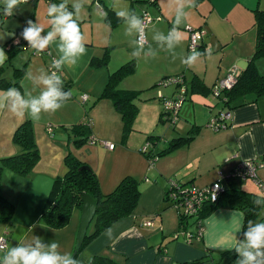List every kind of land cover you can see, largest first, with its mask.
I'll use <instances>...</instances> for the list:
<instances>
[{"label":"crops","instance_id":"0c3cea01","mask_svg":"<svg viewBox=\"0 0 264 264\" xmlns=\"http://www.w3.org/2000/svg\"><path fill=\"white\" fill-rule=\"evenodd\" d=\"M68 1L71 3L72 0ZM141 3L154 8L155 12L150 11L149 8L144 9L153 17L163 18L162 21L148 28V44L139 55L140 59L143 57L161 59L156 64L159 66L158 70L153 71L151 67L144 74L141 71L139 58H133L123 64L119 62L113 66L109 60L107 66L96 68L95 70H99L97 72L100 70L101 72L92 73L90 83L80 89L73 86L75 78L69 72V66H65L67 68L66 73L64 72L65 77L62 76L61 79L70 85L71 98L64 102L65 106L55 113L42 112L39 119H33L27 112L19 117L9 111L10 102L3 100L6 90L0 89V101L6 105L0 109V160L19 153L20 149L14 144L13 136L17 128L27 120L33 123L41 154L39 163L26 177L28 184L25 191H32L31 196L35 197H33L34 202L31 203L33 210L22 212L25 222L23 233L19 235L14 230L18 227L14 218L9 224L0 223V236L8 233V248L0 254L1 262L9 248L16 247L18 244L35 246L33 237H39L45 245L53 241L58 242L59 247L56 251L61 255L73 254L82 210H74L78 216L74 221L73 213L71 224L69 223L64 229L68 234L66 238L57 231L60 229L48 227L41 218L55 179L64 177L69 170L66 163L69 154L95 171L104 194L113 192L128 176L140 182L141 191L134 214L114 223L90 241L76 257L79 264H88L96 255L111 257L119 264H191L198 261H202V264H235L238 260H233L231 255L228 258L220 256L226 251H234L236 240H241L245 216L242 211L227 207L214 210L204 220L203 239L194 240L192 244H188L182 237L173 238L180 228V219L177 210L169 207L165 202V194L171 179L205 188L219 180V171L229 175L243 161L264 159V97L257 99L250 94L232 103L230 107H224L219 100L216 101L211 97L212 88L218 79L243 63H247L248 67L255 53L257 40L254 11H264V0H203L199 2L196 0H138L134 6H131L130 15L135 14L141 17L142 14L138 15L136 10ZM1 7L3 8L4 5H0ZM107 9L118 12L113 6L106 7ZM18 13H14L13 16L18 18L22 16L20 11ZM2 14L1 11L0 15ZM4 18L0 27L4 25ZM103 20L111 26L105 21V15ZM17 21L14 19L15 26ZM122 23L115 27L111 26V30L116 31ZM187 26L204 29L207 33L202 44L204 47L196 55L188 54L189 34L185 29ZM12 29L14 27L10 26L8 32ZM133 30L137 35V31ZM174 30L181 34V39L178 42L174 41L169 47L167 40L160 37L166 38ZM12 32L11 38L8 35L4 40H0V47L4 48L7 56L8 49L14 48L10 45L14 37L19 38V31ZM18 41L25 40L18 39ZM86 45L92 44L88 42ZM107 48L109 46L95 52L93 54L95 56L88 54L86 63L89 71L94 69L90 60L92 61L94 57L101 58ZM109 49L110 52L113 51L111 46ZM47 50L56 56L58 54L59 58L60 54L53 52L57 50L53 42L43 51L45 53L43 58L29 57L23 65L25 58L19 60L18 52L11 65L5 67L3 76L9 81H14V69L26 67L25 75L20 82L21 94L26 100L28 98L25 95L23 79L27 73V66L30 63L28 71L33 69L37 79L41 75H48ZM190 56H196V59L189 64L187 61ZM7 60L0 67L6 65ZM126 64H132L134 72L125 77L118 84L117 89L141 92L136 105L138 114L140 110L143 112L141 120H143L144 128L140 130L132 125V130L125 139L124 123L120 112L111 99L102 98V95L109 76ZM256 65L259 72L264 75V61L258 60ZM138 72H141L140 75H137ZM177 75H184L186 83L188 79L190 80L187 84L188 89L191 90L193 80L197 79L209 92L204 95L189 91L188 98L179 113L176 127L170 126L166 130H161L158 126L168 122H161L164 108L159 95L171 98L176 89L174 86L160 85V82L166 77ZM133 78L132 86L128 81ZM36 83L42 92L43 86ZM84 94H87L89 99L82 105L81 97ZM91 95L94 96V100L87 107L91 101ZM73 98L76 100L73 101ZM222 109L229 110L232 118L228 128L215 132L208 128L207 124ZM86 117L93 121V125L90 124L92 135L97 139L98 144L86 143L80 148L75 142L80 136L72 131V127L86 123ZM49 125L53 126V134L48 132ZM194 129H199V133L189 145L158 158L152 165L141 152L149 137L158 138L155 148V153H158L165 150L171 140L187 137ZM136 130L141 133L138 139L132 133ZM63 132L68 135V138ZM102 139L115 144V149L110 150L99 144ZM105 157L121 158V160L119 164L107 165ZM256 174L259 182L264 184V168L257 169ZM5 175L7 178L4 177ZM19 178L18 174L14 175L8 169L4 170L1 191H19L14 190V185ZM242 188L247 192L263 195L260 192V186L249 179L242 181ZM20 191L23 190L20 189ZM19 216L21 212L17 211L15 218ZM152 218L155 220V226L153 228L144 226V222ZM33 225H35L34 228ZM17 230L19 231L20 227ZM57 236L63 239L60 240Z\"/></svg>","mask_w":264,"mask_h":264},{"label":"trees","instance_id":"16d2710c","mask_svg":"<svg viewBox=\"0 0 264 264\" xmlns=\"http://www.w3.org/2000/svg\"><path fill=\"white\" fill-rule=\"evenodd\" d=\"M49 1L50 3L54 4L55 2H59L58 0ZM130 1L134 6L138 0ZM196 1L199 2L203 0ZM68 10L71 9L68 7ZM104 11L105 21L110 23L112 27H115L117 24L124 21L119 19L117 13L112 9H107ZM254 16L257 31L255 53L248 67L245 70L240 71L238 82L235 84V86L230 90H224L221 96L217 98L221 103L223 99L226 100L224 103H222L224 107H230L232 103L250 94L254 95L257 99L264 97V75L259 72L256 65L258 60L264 59V11L255 10ZM1 24L2 20H0V25ZM16 38L17 37H14L13 40ZM26 46H28L27 42L21 41L19 44H16L14 48L8 49V60L6 65L0 67V89L7 90L10 87H16L22 91L20 82L26 72L25 66L19 69H14V81L7 80L3 76V73L5 71V67L11 65L14 56L19 51L26 48ZM203 47L204 45L201 46L199 52ZM110 56V51L107 50L101 58L94 57L91 61V65L95 68L106 66L110 60ZM49 71L51 74L53 73L51 66H49ZM133 72L134 67L132 64H126L120 67L117 71L109 76V80L102 95V98L111 99L117 110L120 112L124 123L125 139L132 130V125L138 115L139 110L136 105V100L140 97L141 92L120 91L117 89V86L125 77L130 76ZM69 86L70 85L68 83L63 81L64 92L70 91ZM189 91L192 93L198 92L204 95H207L209 92V90L205 88L204 85H202V83L197 79L193 80L191 90L188 89V92ZM161 122L169 123L168 117L164 110L161 115ZM169 125L173 128L176 127L170 123ZM91 127L92 126L90 123H81L72 127V131L76 133V135L80 136V138L75 141L78 147L90 142L91 138H95L92 135ZM198 133L199 129H194L187 137H178L171 140L165 150L155 153V149H153L151 153L144 155L148 158V160H157L162 156L170 154L176 149L189 145L195 139ZM51 134H53V132ZM148 141H152L157 146L158 138L149 137L146 142ZM13 142L20 149L19 153L17 155L0 160V223L6 224L11 223L14 218L15 205L5 198L1 192L2 176L4 170L8 169L12 172H15V174L28 176L33 172L34 168L41 159L32 121L27 120L17 128L13 136ZM261 161H264V159H261ZM66 163L69 167V170L64 177L55 179L41 218L48 227L52 229H62L70 223L75 209L82 210L84 193L90 195L92 198H94V200H96V216L88 230L87 237L82 248L75 252L73 259H76V257L86 248L90 241L98 237L106 229L110 228L114 223L134 214L141 197V191L139 188L140 182L134 177L128 176L120 182L113 192L104 194L101 191L97 174L89 165L78 160L71 154L67 156ZM86 166L88 169L84 168ZM177 182L181 188H184L186 185L189 186V183L187 182H182L179 180H177ZM221 183L224 185V192L221 193L216 202H204L201 209H199L198 214L196 215L197 217L192 218L194 222L190 223L191 219H188L189 217L185 215L183 210L178 211L180 228L173 235L174 239H176V235L178 233L185 232L191 233L193 238L196 237L198 234L197 224L201 221L203 224L204 220L212 212H214V210L220 207L236 209L244 213L245 216L241 240L244 238L243 232L246 231L249 220L254 222H264V204L258 206L254 203L256 200L264 201V194L259 195L243 190L242 180L240 179H225ZM170 191H172V188L169 186V189L165 194V202L169 207H173L172 203H170L168 200V193H170ZM202 239L203 235L199 240ZM230 255L233 257V260L240 259L235 251H226L222 253L220 257L228 258L231 257ZM88 264L119 263L111 257L96 255ZM191 264H202V261Z\"/></svg>","mask_w":264,"mask_h":264},{"label":"clouds","instance_id":"9594fccd","mask_svg":"<svg viewBox=\"0 0 264 264\" xmlns=\"http://www.w3.org/2000/svg\"><path fill=\"white\" fill-rule=\"evenodd\" d=\"M3 14L13 16L15 10L20 4L27 3L28 0H3ZM73 10H68V0H62L60 4L50 3L47 8V16L51 30L42 35L44 28L32 20H27L21 36L27 42L29 48L36 50L37 53L45 49L59 38L58 51L59 58L53 60L52 66L58 71L65 66H74L78 60L86 54L85 37L81 32L78 23L81 12L84 11V5L80 0L72 5ZM119 19L125 20L130 29H135L138 33H143V21L135 15L129 14L127 9H121L117 12ZM4 37H0V40ZM166 39L169 47L173 42L181 39L178 31H172ZM8 56L3 47H0V65H2ZM196 56H190L187 63H192ZM26 78L34 83L38 82L44 90L38 97L25 99L21 91L16 87H10L6 90L3 100L11 104V111L16 116L22 117L25 112L33 119H39L40 114L55 113L65 106L64 102L71 98V91H63V81L59 75H41L38 78L33 77L30 72L26 73ZM6 105L0 101V109ZM258 206L264 204L262 200L254 202ZM35 225H33V228ZM31 229V228H30ZM243 240H236L234 251L240 257L235 264H264V222H254L249 220L247 229L243 232ZM32 244H18L16 247L9 248L0 264H79L77 259H73L72 254L61 255L56 250L59 243L53 241L45 245L39 237H33ZM47 249V250H45Z\"/></svg>","mask_w":264,"mask_h":264},{"label":"rangeland","instance_id":"374dc122","mask_svg":"<svg viewBox=\"0 0 264 264\" xmlns=\"http://www.w3.org/2000/svg\"><path fill=\"white\" fill-rule=\"evenodd\" d=\"M60 1L62 2V0H60ZM59 2H55V4H60L61 2L60 3ZM74 2H76V0H72L71 3L68 1V7L71 9L69 11L73 10L72 5ZM80 2L83 3V5H84V11L81 12L78 23L80 25L81 32L85 37V46H86L87 51H86V54L78 60L76 65L69 66V70H70L69 72L75 78L73 81V86L81 89V88L85 87V85H88L90 83L89 80L92 77V73H100L101 72V70H100V72H97L99 70H95L96 69L95 67H94V69L92 68L91 71L88 70L89 67L87 66L86 62L88 60L87 56L89 53L92 56L95 52L101 51L102 48L107 47V46H109V48H110V46H111L113 48V51L110 52L112 56H110L109 59L111 61L110 62L111 65L113 66V64L116 65V63L119 64V62H122L121 64H123V63L128 62L129 60H131L133 58H139V55H141L143 53V49L146 47V45L148 43L144 46H140L137 43V40H136L137 35H136L135 31L133 29L129 28V25L125 20L114 32H113V30H111V28H110L111 26H109V24H106L103 20L102 11L106 10V7H109V6H113L114 9L118 10V11H120L121 9H127L129 14H130V8L132 6V3L130 0H80ZM49 4H50L49 0H29L27 3L20 4L18 9L15 10L14 13H18V11L21 12L22 16H20L19 18L15 17V16H5L4 14L0 15V20H2V21H3V18L5 16L4 25H3V27H0V37H4V39H5L9 35V37L11 38L13 35L12 31H16V32L19 31L18 32V37H19L18 39L23 40L21 33H22L24 27H27V25H26L27 20H32L33 22H38L44 28V32L42 33V35L47 34V32L51 30V25L49 23V17L47 16V8H48ZM0 5H4L3 0H0ZM1 8H0V10L3 12V8L2 9ZM145 8H149V10L152 12H155V10L153 7H148V5L145 3L139 4L137 9H136L138 15L144 14L145 12H147L152 18L155 19L149 25V27L156 22L162 21L163 18L161 16L155 18L148 11H145L144 10ZM14 19L18 20L16 26L14 25ZM87 19H90V21H86ZM10 26L14 27V29H12V31L8 32V28ZM189 27L190 26H187L185 28L187 32H188ZM194 29H197V28H194ZM188 34H189V32H188ZM205 37H204V39H205ZM4 39H2V40H4ZM18 39L16 38L15 40L12 41V43L10 44L11 47L12 46L14 47L16 45L15 42ZM189 41H190V35H189ZM88 42H90L92 45H86V43H88ZM54 43H55V48L57 50H55L53 52L59 53V51H58L59 38L58 37H57L56 41H54ZM116 45H120V46H116ZM188 45H189V42H188ZM109 48H107L106 50L110 51ZM19 53H20L19 54V60H22L23 58H25V61H23V65L27 62L26 60L29 57H31L32 59L36 58V57L43 58L42 56L45 54L43 52L37 53L36 50L31 49L28 46H26V48H24L23 50L19 51ZM46 54H48V56H49L48 57V59H49L48 75H51V73L49 71V66H52L53 57L58 59V57H57L58 54L56 56L51 51L50 52L48 51V53H46ZM188 54L189 55H196V54H198V52L195 54H190L189 49H188ZM93 56H95V55H93ZM218 59L220 60L221 58H218ZM139 60L141 63V71L144 74H146L148 72V69L151 67H152L153 71L158 70L159 66H157L156 64H158L161 59H157V58L152 59V58L143 57L142 59L139 58ZM260 60L264 61V59H260ZM90 62H91V60H90ZM29 65H30V63L27 66V73L30 72L33 77H36L35 73L33 72V69L31 71L30 70L28 71ZM66 70H67V68L63 67L61 70L58 71V75L60 77H62V76L65 77L64 72ZM230 71H228L226 75H224L223 77L218 79L217 82L221 79H224ZM139 73H141V72H138L137 75H140ZM37 81H38V79H37ZM128 82L132 85L134 83V78L130 79ZM189 83H190V80L188 79L187 84H189ZM23 84L25 87V95L27 96L28 99H31L33 97H38L40 95L41 90L39 89L38 84L36 82L34 83L32 80L26 78V76H25L23 79ZM211 97L213 99H215L216 101H218V99L213 94L211 95ZM74 100H76V99L73 98V101ZM93 100H94V96L91 95V101L87 107H89L93 103ZM81 104L83 105L82 100H81ZM140 106H141V104H140ZM99 107H101V106H99ZM102 108H104V107H102ZM182 108H183V106H182ZM182 108H181V110H182ZM181 110H180V112H181ZM141 113L143 115V112L140 110V113L136 117L137 119L135 120V122L133 124L134 128L136 126L140 130H142L141 128H144L143 120H141L143 117V116H141ZM85 122L93 125V121L90 118H87L85 120ZM158 127H159L158 129L166 130L168 127H170V125L168 123H163V124H160ZM59 131H61V130H59ZM63 133H64L65 137L68 138V135L65 132H63ZM132 133H133V135H135L137 137V139L139 138V135H141V133L137 130H136V132H132ZM72 142H73V139H72ZM105 142L111 143L108 141H104V139H102V141H99V144L105 146V144H104ZM87 144L88 145H96V144H98L97 139H96L95 143L87 142ZM84 145H82L81 147H83ZM106 148H108V147H106ZM104 160H107V165H116V164L120 163L121 158H117V159L114 158L113 159L112 157H108V158L105 157ZM260 168H258V169H260ZM262 168H264V167H262ZM13 173L15 175V172H13ZM18 176L20 178H19L18 182L16 183V185H14V190L17 189L19 191H1V192L5 198H6V196L8 198H10L11 202L15 205L14 220L18 224V227H20V230L18 231L17 230L18 227L16 228L15 226H14L15 227L14 230L17 231V233L20 235L23 233V226H25L24 225L25 224L24 217L22 216L23 215L22 212H24L25 210H33L31 203L34 202L33 197H35V196H31L32 191H25L26 190L25 188L27 187V184H28V182L26 181V177H28V176H23V175H19V174H18ZM4 177L7 178V175H5ZM21 178H23L25 180L26 184H25L24 180H22ZM249 180L253 181L256 184V182L253 179H249ZM19 188L22 189L23 191H20ZM260 192L262 194H264V191L261 190ZM8 194L10 195V197ZM10 199H8V200L10 201ZM37 200H38V197H37ZM17 211L19 213L21 212V216H19V218H15ZM77 216H78V213H74V218H73L74 221L77 219ZM80 220H81V218H80ZM191 222H194V220L191 219L190 223ZM17 224H16V226H17ZM79 226H80V223H78V228H77V232H76V241H77ZM66 227H64L60 230H57V231H59L60 235H62L65 238L68 236L67 230H64ZM57 238L60 240L63 239L60 236H57ZM76 241L74 244V252H75ZM74 252L72 254L73 256H74ZM1 253H3V252H0V254Z\"/></svg>","mask_w":264,"mask_h":264},{"label":"built area","instance_id":"2783aa9c","mask_svg":"<svg viewBox=\"0 0 264 264\" xmlns=\"http://www.w3.org/2000/svg\"><path fill=\"white\" fill-rule=\"evenodd\" d=\"M104 15L105 12L102 11ZM143 21V33L137 32V43L140 46H144L148 43L147 31L149 25L155 20L147 12L141 15L140 17ZM160 19V18H159ZM159 21V20H158ZM188 32L190 35V41L188 45L189 53L195 54L199 53V50L203 44L204 37L206 32L203 29H194L189 27ZM16 44H19L20 41H16ZM56 58L53 57V60ZM52 72L58 75V70L51 66ZM241 68L235 67L232 69L228 75L215 83L212 94L219 98L224 90L232 89L235 84L238 82L239 73ZM161 83V84H160ZM159 84L164 86H174L176 91L175 94L169 98L163 95H159L162 98L163 108L168 117V121L171 125L177 124L179 120L180 110L188 98V85L186 83L184 75L171 76L163 79ZM89 99L87 94L82 95L81 100L83 103H86ZM226 100L223 99L222 103ZM232 118V114L228 110H220L215 116H213L207 124V127L211 130L218 132L220 130L226 129L229 127V121ZM53 126H48V132H53ZM91 143H95L96 139L91 138ZM106 147L110 150L115 149V144L113 143H104ZM156 144L152 141H148L144 144L141 149L143 154H149L155 149ZM151 165L153 164L154 159L149 160ZM264 167V161L257 160H246L240 163L231 174L225 175L222 171H219V180L208 187L200 188L193 185L185 186L184 188L179 187L177 180L171 179L169 181V186L172 188V191L168 193V200L172 203L173 208L178 211L183 210L185 215L189 217L188 219L196 218L199 209H201L202 204L206 201L216 202L224 192V185L221 183L225 179L236 178L240 180L253 179L264 191V184L260 183L256 174L258 168ZM179 213V212H178ZM144 226L153 228L155 226L154 218L148 219L144 222ZM198 234L193 238V235L189 232L178 233L176 239L182 237L188 244H191L194 240H199L204 234V226L202 221L197 224ZM8 248V233H4L0 236V252L6 251ZM1 262V261H0Z\"/></svg>","mask_w":264,"mask_h":264},{"label":"water","instance_id":"95a60500","mask_svg":"<svg viewBox=\"0 0 264 264\" xmlns=\"http://www.w3.org/2000/svg\"><path fill=\"white\" fill-rule=\"evenodd\" d=\"M239 67L242 70H245L247 67V63H243ZM84 168L88 169L87 166ZM96 213H97L96 200H94V198H92L90 195L84 193L83 194V205H82V211H81V220H80V226H79V231L77 235L75 252H77L78 250L82 248L84 241L87 237L88 230L96 216ZM75 252H74V256H75Z\"/></svg>","mask_w":264,"mask_h":264}]
</instances>
